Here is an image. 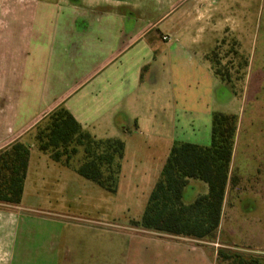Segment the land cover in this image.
I'll return each mask as SVG.
<instances>
[{
    "label": "crops",
    "instance_id": "0c3cea01",
    "mask_svg": "<svg viewBox=\"0 0 264 264\" xmlns=\"http://www.w3.org/2000/svg\"><path fill=\"white\" fill-rule=\"evenodd\" d=\"M230 8L224 0H0V151L19 140L31 147L21 204L0 203V264L98 260L91 243L24 214L40 168L58 164L34 142L37 125L57 107L65 106L96 138L125 137V156L134 148L133 130L158 136L157 144L136 147L156 161L147 178L151 191L174 143L209 147L216 111L235 114L239 122L242 100L214 74L208 58L226 32L242 38L235 17L226 15ZM231 188L229 181L215 240L130 224L121 264H217L222 232L232 226ZM206 193V183L191 180L184 200ZM113 246L107 243L105 264H115Z\"/></svg>",
    "mask_w": 264,
    "mask_h": 264
},
{
    "label": "rangeland",
    "instance_id": "374dc122",
    "mask_svg": "<svg viewBox=\"0 0 264 264\" xmlns=\"http://www.w3.org/2000/svg\"><path fill=\"white\" fill-rule=\"evenodd\" d=\"M224 1L232 13L226 15L234 16L237 29L243 30L242 38L226 32L209 53V62L213 72L219 69L229 75L225 84L240 96L242 106L236 166L232 167L235 179L228 199L231 213L227 220L232 226L225 225L224 246L219 247L235 256L219 258L217 264H264V0ZM132 133L134 138L129 143L134 148L130 147L121 162L117 192L100 188L73 167L49 162L36 177V193L28 195L23 205L32 223L56 226L58 233L94 245L96 264H105L107 243L114 245L115 264H121L123 243L128 239L126 229L131 220L142 216L151 191L148 180L157 169L156 161L151 162V151L136 147L145 142L157 144L160 138L146 131ZM239 174L246 176L237 179Z\"/></svg>",
    "mask_w": 264,
    "mask_h": 264
},
{
    "label": "trees",
    "instance_id": "16d2710c",
    "mask_svg": "<svg viewBox=\"0 0 264 264\" xmlns=\"http://www.w3.org/2000/svg\"><path fill=\"white\" fill-rule=\"evenodd\" d=\"M214 74L223 82L229 78L219 69ZM237 126V115L216 111L212 116L209 147L187 142L174 143L141 219L132 220L131 224L173 236L215 240L226 187L229 181L233 184L235 179L230 176V165ZM34 142L38 150L53 161L73 167L80 176L108 192H117L121 162L125 156L122 139L96 138L61 105L37 125ZM30 155V145L21 140L0 151L1 204H21ZM191 180L206 183L208 193L186 203L184 191ZM234 256L224 248L218 250V259L226 260Z\"/></svg>",
    "mask_w": 264,
    "mask_h": 264
}]
</instances>
